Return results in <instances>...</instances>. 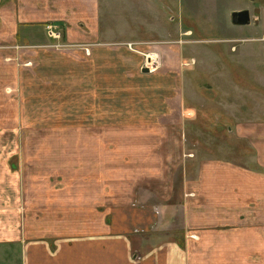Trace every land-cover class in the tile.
<instances>
[{"label": "crops", "instance_id": "1", "mask_svg": "<svg viewBox=\"0 0 264 264\" xmlns=\"http://www.w3.org/2000/svg\"><path fill=\"white\" fill-rule=\"evenodd\" d=\"M17 1L0 0L1 38L11 25L17 39L26 24L56 30L77 16L93 23L96 0H53L58 8L52 0L40 7ZM71 4L73 20L65 13ZM98 33L71 28L61 36ZM50 46L40 44L33 73L23 71L33 82H21L19 117L38 127L39 140L10 141L3 135L11 123L0 124V264H264L260 176L224 173L217 161H200L187 176L196 160L175 143L185 115L169 103L176 81L165 82L168 91L159 95L142 77L146 65L144 84L121 82L103 72L102 46L87 48L82 59ZM113 63L114 71L120 63ZM70 69L85 73L80 109L54 113V95L35 87L51 90L58 70Z\"/></svg>", "mask_w": 264, "mask_h": 264}, {"label": "rangeland", "instance_id": "2", "mask_svg": "<svg viewBox=\"0 0 264 264\" xmlns=\"http://www.w3.org/2000/svg\"><path fill=\"white\" fill-rule=\"evenodd\" d=\"M33 1L40 7L44 0ZM51 4L59 7L53 0ZM71 6L67 5L65 13L73 20L76 15ZM243 9L249 10L250 23L234 24L231 13ZM92 17L93 23L77 20L78 16L64 21V26L58 25L60 37L54 41L47 38L44 23L20 26L17 39L11 25L10 36L0 37V124L11 123L4 138L39 140L34 135L38 127L19 115L24 100L21 82L23 76L26 79L23 71L33 73L32 57L40 44L75 59H82L87 48L100 45L107 51L100 52L105 59L103 72L111 79L144 84L139 78L146 65L151 72L142 77L152 83L154 93H166L165 82L176 81L172 85L175 98L169 97V103L179 105L185 115L184 132L181 129L175 143H183L186 159L196 160L188 164L187 176L196 174V163L217 161L224 164V173L259 175L255 188L264 186V0H96ZM71 28L99 33L63 39L61 32ZM113 50L116 53L109 52ZM151 53L157 58L155 65H149L147 55ZM116 59L120 66L113 71ZM58 71L51 90L35 89H42V96L54 95V113L65 108L74 112L81 106L83 80L79 76L85 73L83 69ZM170 71L178 76H165ZM26 82L33 79L28 76ZM30 87L32 92L34 87ZM127 89L124 85L123 90ZM163 96L168 95H162V105ZM130 109L125 110L126 117ZM169 115L175 117L178 111ZM254 202L251 204L256 205ZM1 256L0 251V260Z\"/></svg>", "mask_w": 264, "mask_h": 264}, {"label": "water", "instance_id": "3", "mask_svg": "<svg viewBox=\"0 0 264 264\" xmlns=\"http://www.w3.org/2000/svg\"><path fill=\"white\" fill-rule=\"evenodd\" d=\"M231 19L234 24L247 25L250 23L251 15L248 9L236 10L231 13ZM147 66L142 67V72H149Z\"/></svg>", "mask_w": 264, "mask_h": 264}, {"label": "built area", "instance_id": "4", "mask_svg": "<svg viewBox=\"0 0 264 264\" xmlns=\"http://www.w3.org/2000/svg\"><path fill=\"white\" fill-rule=\"evenodd\" d=\"M47 33L50 37H53V38H59L60 37L59 32L56 31L55 28L53 26H50V25L47 26Z\"/></svg>", "mask_w": 264, "mask_h": 264}, {"label": "bare ground", "instance_id": "5", "mask_svg": "<svg viewBox=\"0 0 264 264\" xmlns=\"http://www.w3.org/2000/svg\"><path fill=\"white\" fill-rule=\"evenodd\" d=\"M147 57L150 60L149 65H155L157 63V58H155L154 54L147 55Z\"/></svg>", "mask_w": 264, "mask_h": 264}]
</instances>
